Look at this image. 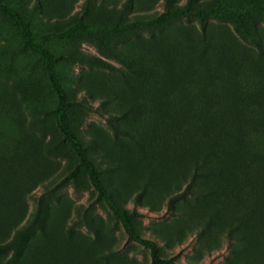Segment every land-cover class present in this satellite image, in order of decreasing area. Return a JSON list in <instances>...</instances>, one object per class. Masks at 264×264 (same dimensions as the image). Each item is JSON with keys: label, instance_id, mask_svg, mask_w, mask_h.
<instances>
[{"label": "rangeland", "instance_id": "obj_1", "mask_svg": "<svg viewBox=\"0 0 264 264\" xmlns=\"http://www.w3.org/2000/svg\"><path fill=\"white\" fill-rule=\"evenodd\" d=\"M0 3L62 57L66 98L84 106L67 110V125L115 203L141 214L133 226L160 257L264 264V0H193L199 15L133 27L166 1ZM78 21L118 30L66 34ZM55 104L43 61L0 15V243L38 213L24 264H151L85 172L67 177L77 158Z\"/></svg>", "mask_w": 264, "mask_h": 264}, {"label": "trees", "instance_id": "obj_2", "mask_svg": "<svg viewBox=\"0 0 264 264\" xmlns=\"http://www.w3.org/2000/svg\"><path fill=\"white\" fill-rule=\"evenodd\" d=\"M166 1V8L162 14L157 17H153L149 20H141L139 22H134L128 24L127 27L133 26H142L150 25L161 22L162 20L169 17H183L189 18L193 15H199L201 11L191 12L190 7L193 0H188L184 9L173 8L170 6V0ZM228 13V12H227ZM0 15L7 19L13 27L17 30L20 35V38L23 42L25 49L39 56V58L44 63V69L46 78L49 84L51 91L56 96V104L52 111L54 116V124L56 129L61 135V140L69 144L73 153L77 158V163L72 171L67 176L68 178L75 177L81 171L85 172L88 177L89 183L96 192V201L102 200L108 210L113 214L114 218L119 222L122 230L126 236L128 243H135L146 249H148L151 259V264H179L175 261L174 258H162L159 255V250L157 244L147 238L142 237L134 228L133 221L140 218L141 214L137 211H127L123 207L119 206L111 195L108 193L107 189L101 183L98 172L95 169L94 165L90 161L89 157L86 154L85 148L80 143L79 139L75 133L67 125V115L66 112L70 108L74 107H83L80 103L70 102L67 100L65 92L61 86L59 77L56 72V65L62 57L54 56L53 53L39 44L38 40L41 38L40 35L35 34L28 24L20 17V15L11 7L0 3ZM74 30L94 34L95 32H113L117 31L118 28H106V27H97L93 25H87L78 21L70 29L66 31V34H70ZM52 35H47L45 37H52ZM39 215L35 214L33 221L26 227L15 232L14 237L3 243H0V256L10 254L8 258V264H18L25 263L23 258L21 259L22 250L24 248L25 241L28 235L31 233L33 227L37 225ZM3 221L2 209H0V225ZM61 260V259H60ZM63 261V260H61ZM33 263V262H32ZM27 261V264H32ZM74 260H70L66 264H73ZM48 264V263H47Z\"/></svg>", "mask_w": 264, "mask_h": 264}]
</instances>
